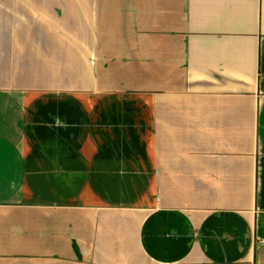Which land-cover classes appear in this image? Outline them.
Wrapping results in <instances>:
<instances>
[{
  "label": "crops",
  "instance_id": "obj_1",
  "mask_svg": "<svg viewBox=\"0 0 264 264\" xmlns=\"http://www.w3.org/2000/svg\"><path fill=\"white\" fill-rule=\"evenodd\" d=\"M0 264H264V0H0Z\"/></svg>",
  "mask_w": 264,
  "mask_h": 264
}]
</instances>
